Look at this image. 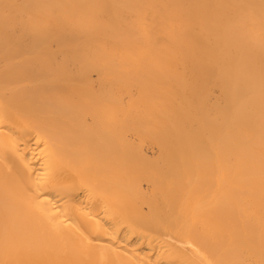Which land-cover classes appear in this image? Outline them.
I'll return each mask as SVG.
<instances>
[{
    "label": "bare ground",
    "instance_id": "bare-ground-1",
    "mask_svg": "<svg viewBox=\"0 0 264 264\" xmlns=\"http://www.w3.org/2000/svg\"><path fill=\"white\" fill-rule=\"evenodd\" d=\"M262 259L264 0H0L2 264Z\"/></svg>",
    "mask_w": 264,
    "mask_h": 264
},
{
    "label": "snow or ice",
    "instance_id": "snow-or-ice-1",
    "mask_svg": "<svg viewBox=\"0 0 264 264\" xmlns=\"http://www.w3.org/2000/svg\"><path fill=\"white\" fill-rule=\"evenodd\" d=\"M37 142L39 143V141ZM42 147L44 148L45 151L47 150L46 142L45 145H42ZM52 183L53 181L51 179V174L47 170H45L41 175H38L35 178L34 191L31 193V195L35 198L37 204H39L43 200L44 196L49 190L52 191L56 190L54 187H50ZM48 203L50 204L51 200H49ZM89 243H91V241H89ZM0 264H2V262H0ZM260 264H264V259L260 261Z\"/></svg>",
    "mask_w": 264,
    "mask_h": 264
}]
</instances>
